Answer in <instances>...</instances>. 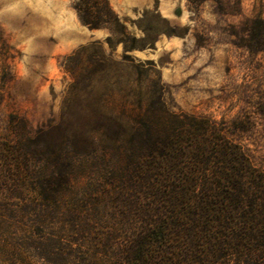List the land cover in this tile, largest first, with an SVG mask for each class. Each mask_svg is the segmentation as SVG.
I'll return each mask as SVG.
<instances>
[{"label":"trees","instance_id":"trees-1","mask_svg":"<svg viewBox=\"0 0 264 264\" xmlns=\"http://www.w3.org/2000/svg\"><path fill=\"white\" fill-rule=\"evenodd\" d=\"M72 6L110 48L142 49L109 0ZM134 111L128 129L102 124L112 164L95 194L75 191L76 158L41 133L0 139V264H264V171L215 122ZM96 205L110 209L97 223Z\"/></svg>","mask_w":264,"mask_h":264},{"label":"rangeland","instance_id":"rangeland-1","mask_svg":"<svg viewBox=\"0 0 264 264\" xmlns=\"http://www.w3.org/2000/svg\"><path fill=\"white\" fill-rule=\"evenodd\" d=\"M109 1L142 49L110 48L74 0H0V139L41 133L76 158L75 191L95 194L112 164L102 128L161 102L226 128L264 171V0ZM95 208L96 223L110 212Z\"/></svg>","mask_w":264,"mask_h":264}]
</instances>
